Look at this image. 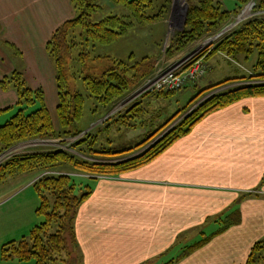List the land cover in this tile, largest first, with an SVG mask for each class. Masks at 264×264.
I'll return each mask as SVG.
<instances>
[{"label":"crops","instance_id":"obj_1","mask_svg":"<svg viewBox=\"0 0 264 264\" xmlns=\"http://www.w3.org/2000/svg\"><path fill=\"white\" fill-rule=\"evenodd\" d=\"M73 15L70 0H0V80L17 70L28 87L45 95V81L53 94L55 70L45 44ZM213 56L191 85L196 90L224 80L212 74ZM17 100L13 87L0 86V110L10 108L0 113V125ZM89 186L73 223L75 262L245 264L255 240L264 236V96L207 114L147 164L97 177ZM28 228L8 237L0 226V247ZM203 236L205 243L178 258ZM13 261L0 258V264Z\"/></svg>","mask_w":264,"mask_h":264},{"label":"trees","instance_id":"obj_2","mask_svg":"<svg viewBox=\"0 0 264 264\" xmlns=\"http://www.w3.org/2000/svg\"><path fill=\"white\" fill-rule=\"evenodd\" d=\"M109 1L122 8L123 12L110 11L112 13L102 14L101 12H106V6L103 7L97 0H70L74 15L56 27L46 41L45 48L55 70L57 127L44 105L42 89L26 86L21 72L17 70L2 77L0 86L13 87L18 100L15 112L0 125V153L21 141L64 138L81 132L77 124L83 115L85 96L73 87L78 77L86 88L87 97L94 100L95 111L109 109L153 72L156 57L142 55L135 58V53L131 52L125 58H118L96 54L95 48L97 45L116 42L135 27L150 26L157 20L163 23L170 0ZM233 1L232 9L226 8L221 0H198L190 3L183 27L174 33L164 54L169 58L183 51L204 35L224 25L233 14H237L246 3L252 1L254 11H263L262 13L241 22L212 43L211 47H206L183 65L186 67L193 59L202 55L204 59L217 53L233 59H248L256 53V62L248 76L225 79L197 90L189 102L167 120L160 130L137 145L136 149L145 147L137 155L124 160H118V157L99 160L80 158L61 149H39L15 153L0 161V183L20 173H39L32 187L38 197L34 212L42 217L27 235L1 245L2 260H33L34 264H53L58 260L66 262L68 258L71 260L77 246L74 218L79 205L90 195L91 189L89 185L83 187L75 182L72 175L59 169L60 167L68 165L89 178L118 176L156 158L174 141L188 134L207 114L247 97L264 96V0ZM231 82L241 83L209 95L187 111L202 95ZM175 92L177 91L146 94L166 98ZM139 103L137 101L128 106L123 115L138 111ZM8 109L10 108L0 110V113ZM176 118L179 119L174 125L162 133ZM93 137L87 131L74 145ZM80 154L90 157L83 151ZM207 239L208 236H203L184 249L178 258L200 247ZM263 244L264 241L260 240L252 245L245 264H258V260L264 262V254L255 256L256 251L264 250Z\"/></svg>","mask_w":264,"mask_h":264},{"label":"rangeland","instance_id":"obj_3","mask_svg":"<svg viewBox=\"0 0 264 264\" xmlns=\"http://www.w3.org/2000/svg\"><path fill=\"white\" fill-rule=\"evenodd\" d=\"M97 1H99L103 7L104 5L106 6V12L103 11L101 12L102 14L123 12L122 8L114 6L109 0ZM197 1L198 0H170L167 15L163 23L161 20H157L150 26L135 27L130 30L126 36H123L112 44L97 45L95 48L96 54L125 58L132 52L135 53V58H139L142 55L156 57L154 61V70L149 76L128 91V93L122 98L113 103V105L107 110L96 109L93 111L95 108L94 100L87 97L86 88L82 84L81 78L78 77L75 80L73 87L85 96L83 115L77 124L81 132L76 136L64 138H37L18 142L0 153V161L6 159L8 156L25 150L61 149L69 151L80 158H96L99 160H110L117 157L123 158L140 150L141 148L136 149L137 145L145 140L147 136L160 130L167 120H169L178 110L183 108L195 92H197L195 89L196 87L193 88V86H188L166 98L147 94H137L138 89L143 83L160 69H180V66L187 63L194 54L201 53L203 49L209 47L212 43L217 42L241 22L263 12L254 11L253 2L249 1L237 14H233L229 21L217 30L204 35L183 51L167 58L164 54L165 49L170 44L174 33L182 28V19L185 16V22L189 4ZM221 1L228 9L234 7L233 0ZM255 60L256 53L252 54L248 59L242 57L233 59L216 54L210 59V63L214 67L212 74L217 77L222 76L221 79L224 80L247 77L249 71L256 62ZM24 81L25 85L28 86L26 79ZM42 83L43 88L46 90L45 95L43 92L44 105L51 116L54 126L57 127L58 118L56 105L58 100L56 97L57 94H54L56 93V88L52 94L51 91H49V84L45 81ZM240 83L241 82H231L221 87H225L224 89H226ZM205 95L206 94L202 95L198 101ZM137 101H140L139 110L123 115V111ZM195 104L196 103L191 105L187 111L193 108ZM179 118H176L172 123L176 122ZM87 131H90V134L94 137L74 145L76 140L81 138ZM81 151L90 157L81 155ZM59 169L68 171L75 182L83 187L85 185H91L92 182L95 181V178H89L68 165H64ZM37 174L38 172L20 173L19 175L8 177L5 179L6 181L0 185V226L4 232L3 235L10 237V233L13 230L16 235L22 227L28 224L32 227L42 220V217L37 216L34 212L38 205V197L32 187V181L29 182L32 179V175L36 176ZM29 230L30 228H28L25 235L28 234ZM20 237L22 236L19 235L16 239ZM260 240L264 241V236L259 240H255V242ZM259 254H264V250L260 249L256 251L255 256L257 257ZM12 260L17 264H34L33 260ZM257 263L262 264L259 260ZM53 264H83V260L81 258L78 263L75 262L72 257L71 260L68 258L66 262L58 260Z\"/></svg>","mask_w":264,"mask_h":264},{"label":"built area","instance_id":"obj_4","mask_svg":"<svg viewBox=\"0 0 264 264\" xmlns=\"http://www.w3.org/2000/svg\"><path fill=\"white\" fill-rule=\"evenodd\" d=\"M206 70L204 55L196 57L186 67L180 66V69H160L143 83L137 94L179 91L197 82Z\"/></svg>","mask_w":264,"mask_h":264},{"label":"water","instance_id":"obj_5","mask_svg":"<svg viewBox=\"0 0 264 264\" xmlns=\"http://www.w3.org/2000/svg\"><path fill=\"white\" fill-rule=\"evenodd\" d=\"M185 17V16H184ZM184 17H183V19H182V23H181V25H182V27H183V25H184ZM225 87H219V88H217V89H215V90H213V91H211V92H209V93H207L205 96H203L199 101H197L196 102V104H198L200 101H202L203 99H205L206 97H208L209 95H211V94H213V93H215V92H218V91H220V90H222V89H224ZM195 104V105H196ZM194 105V106H195ZM178 120V119H177ZM175 123V122H174ZM174 123H172L171 125H169L165 130H163L162 131V133H164L166 130H168L171 126H173L174 125ZM161 133V134H162ZM160 134V135H161ZM159 135V136H160ZM145 148V147H144ZM144 148H141L140 150H138V151H136V152H134V153H132V154H130V155H128V156H126V157H123V158H119L118 160H124V159H127V158H130V157H133V156H135V155H137L139 152H141Z\"/></svg>","mask_w":264,"mask_h":264}]
</instances>
